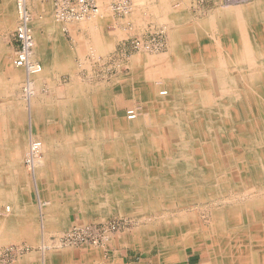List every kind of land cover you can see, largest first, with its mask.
I'll use <instances>...</instances> for the list:
<instances>
[{"label": "bare ground", "instance_id": "6f19581e", "mask_svg": "<svg viewBox=\"0 0 264 264\" xmlns=\"http://www.w3.org/2000/svg\"><path fill=\"white\" fill-rule=\"evenodd\" d=\"M249 7L217 10L204 21L198 22L192 31L186 27V29L181 28L182 32H178L179 29L171 32V57L163 59V63H151L146 54L143 58L132 56L131 61L129 59L126 63L132 76L128 80L129 84L132 85L137 80L144 82L143 88L141 86L136 88L137 94L144 103L141 115L137 116L134 111L133 120L125 116L129 122L135 120L133 123H122V127H119L120 124L117 125L115 117H112L109 111L107 113L106 110L104 111L105 96L109 91L104 85L94 87L97 96L92 106L89 105L90 97L87 98L88 87L84 86L86 99L84 97L82 100L84 102L81 107L77 106L81 101L77 102L73 97H69L67 102L60 105L62 113L57 114L61 117L57 116L59 121L57 122L56 119L54 124L51 123L55 127L54 130L58 129V135L53 132V135L47 134L45 137L37 133L38 138L33 135L27 136V142L21 137L18 141L14 138L17 144L12 146L9 151L11 153L7 152L11 161L0 165V203L8 202L4 210L8 215L0 219V244L9 239V236L5 239L3 234L8 230L21 228L22 225L18 223L24 219L18 217L25 211L19 203V195L16 191L17 188H21L18 184L20 183L19 158L24 156L32 171L35 168H42L51 159L58 161L69 156L77 162L88 159H93L96 163L100 161L101 158L90 151V145L81 147L77 144L80 141L79 136L73 135L66 129L67 122H70L68 117L70 114L65 110L69 109L70 112L72 111L71 116L77 113L85 117L88 114L94 117L97 114L100 116L99 125H101H98L100 128L95 135V144L100 145L106 139L112 140L113 133H118L117 135L124 136L123 139L131 140L133 154L137 156L140 154L144 158L146 152L154 151L150 158L153 161L152 165L140 160L134 170L132 155H126L130 159L119 162L124 154L119 150L120 146L117 142L119 139H115L112 143L116 150L113 157L118 161L114 165L119 167L120 173L104 169V173L99 172L97 177H91L94 171L90 170L91 176L87 177L82 170H76V181L80 186L82 185L81 188L85 192L83 198L77 196L71 201L77 209L84 213L90 206L94 210L99 207L96 213L100 219L109 216L112 209H116L118 213L126 212L132 215H136L137 211L142 209L149 214L152 213L154 218L162 212H167L168 215L165 213L159 219L163 227L167 229L166 231H178L179 224L183 222L185 216L194 213L192 209L185 213L186 215H182L183 209L211 201L217 190L224 192L230 190L231 193H227V196L216 200L218 205L211 201L213 203L205 206V209L210 208L212 213L210 229L208 228L210 244L207 242L208 238H205L207 237L205 233L202 236L204 242L199 238L196 243L190 240L189 236H184L186 238L175 245L172 244V240H162L157 245L156 250L159 252L157 259L165 258L172 262L179 251L188 248L194 250L200 245L207 249L211 246L212 251L209 253L213 259L211 261H217L219 257L237 255L235 251L227 248L228 245L237 246L236 250L240 254V242L246 239L244 232L247 229L241 225V214L253 212L252 219H249L252 224L248 226L253 225L251 228L256 229V225L261 223L257 212L264 210V0L255 2ZM99 16L98 24L104 26V15L102 18L101 15ZM175 17L180 26L189 18L188 16L186 18L181 10ZM93 22L82 23V27L91 29ZM189 40H196L200 46L196 55H191L192 47ZM111 43V39L110 42L107 38L103 41L102 55L105 56L110 50ZM1 58L0 51V62ZM37 63L40 71L28 79L25 70L20 68L24 73L20 95L30 116L35 115L38 107L33 100L37 90L44 80L49 82L54 73L52 67L48 68ZM2 66L5 67L1 62L0 67L3 68ZM57 69L62 71L63 67L58 66ZM233 69L240 70V74L230 75L228 72ZM6 71L5 73L11 78L7 80L5 75H2L0 85L4 83L5 78L6 84L13 89L20 78L10 68H6ZM156 79L161 85L163 84V89L155 86ZM167 88L170 90L166 91ZM225 89L227 96L216 95L217 92ZM136 92L134 91V94ZM165 94L167 96L162 97ZM14 105L12 106L17 108L21 104ZM96 109L98 110L95 111ZM106 115L111 117L109 120L114 125L107 123L110 121H106ZM47 116V120L52 117L51 113ZM33 125L37 126L34 122ZM187 127L191 128V132L187 131ZM150 136L155 140L146 139ZM8 145L1 144L3 148ZM219 152L220 154L217 155ZM50 166L46 168L47 175L52 174L53 170L56 171ZM120 178L129 180L127 185L121 184ZM23 186L26 187L25 184ZM232 193L235 195H231ZM179 196L182 198L179 199ZM13 214L14 221L17 222L16 226L7 223L11 221L7 217ZM152 220L153 218L150 222ZM137 244L136 240L135 245ZM57 245L59 247V243ZM147 249L151 251L152 247Z\"/></svg>", "mask_w": 264, "mask_h": 264}, {"label": "rangeland", "instance_id": "374dc122", "mask_svg": "<svg viewBox=\"0 0 264 264\" xmlns=\"http://www.w3.org/2000/svg\"><path fill=\"white\" fill-rule=\"evenodd\" d=\"M131 1H132L131 12L137 9L135 14L136 17L140 19L141 13L139 15V12L143 10L144 0L143 2L140 0H131ZM137 1H140L141 4L138 3ZM259 1L260 0H196V2H193L194 4L192 3L189 6V9L186 10L189 20L186 23L182 24L181 26L179 25L178 32H182V30L186 29V27L190 28V31H192V28L198 22L204 21L205 18H207L210 14L217 12V10H224V9L227 10L237 7L247 8L253 3ZM98 2H99L100 14L98 13L97 17L86 19L83 22H76V24L82 26L83 25L82 23H86L88 21H95L97 18L100 17L99 15H101V18L104 15L103 21L105 25L107 23L106 21L107 18L111 19L113 13L111 10H109L110 8L108 5V0H98ZM12 4H13L12 7L11 5H8L9 7L6 5V8L10 9L9 12L5 11L2 13L0 11V13H2L0 14V23H2V27H3L1 29V32H5L8 27L12 26V30H14V28L16 27L17 13L14 6L15 0H13ZM152 12L153 15L160 17V13L158 12V10H156V7ZM129 15L130 13L126 16ZM124 17L125 16L119 18H124ZM138 23H139L138 25L143 26L142 22L139 21ZM59 25L61 27H64L63 25L66 24H59ZM153 25H154L153 27L148 26V28L145 30V33H140L141 35H138L136 37L121 42L119 45H117L115 50L114 49L112 50L113 46H111L110 50L105 54V56L103 55L104 58L102 62L99 63V65L101 64L100 68L102 70L101 71L98 68V74H102V76H100L101 77L100 80L97 81L95 80L96 79L95 69H91L89 62H86L83 65L84 70L86 72L82 76L83 77L82 80H85L86 82L84 83H87L86 84L88 87L87 91L89 92L87 93V98L90 97L89 105L92 106L95 104V99L97 96V94H95L94 91V87L96 86L95 82L101 81L102 83L101 82L100 83L105 86V89L109 90L108 91L109 94L107 93V96H105L106 101L104 103V111L106 110V113L107 111H109L111 113L110 115H112V117H115L114 119L116 120L117 125L120 124L119 127H122V123L124 124L133 123L135 121L134 120L132 122H129L126 120L125 112L127 110L130 109L134 110L138 116L141 115V112L144 109L143 100L141 99V96H139L136 92V90L140 88V86L141 88H143L144 82L137 80L132 85L131 83L129 84L128 80H130L132 76H131V71L129 67H127L126 63L129 62V59L131 61L132 56L135 57L139 56L143 58L144 54L150 57V58L148 57L147 59H149L153 64L156 63L159 64L161 62L163 63V59H167L171 57L170 56L171 32H174L175 30L177 31V29L166 26L167 21H165L164 19H160L158 20V22H153ZM163 27H166L167 30L165 31ZM107 29H105L106 32L110 31L108 27ZM161 31L163 32V35L160 34ZM107 37H111V36H107ZM133 41H138L140 42V44L143 43L144 46L138 50L132 49L131 42ZM189 41L191 42L190 45L192 47L191 55L194 54L196 55L197 49H199L200 46H198L196 40L195 41L189 40ZM9 46L10 43L8 44L3 43L2 45L0 44V51L2 52L1 62L5 66V67L2 66L3 68L0 67V80L2 75H5V78L7 80L11 78V76H8L6 74L7 73L6 68H10L11 71H13L19 76L20 81L17 84V86L13 89L6 84L5 78L3 79L4 83H1L0 85V165L3 164L5 165V163H7L6 161H11L10 160L11 157H9L8 153H11L9 151H11L12 146L17 144V141L20 137L22 139H25V142H27L28 141V139H26L27 136L29 137L31 135H33L35 138H38V135L40 136L45 135V137L47 136V134L53 135V132L56 133V135H58L59 133L58 129L56 128V130H54L55 127L52 124H54V121L56 119L57 122L59 121L57 116H59L58 114L62 113L60 109V105H62V103L65 101L67 102L69 97H71L70 94L72 92H75V89L79 88V85L75 87L67 86L68 83L67 77L59 78L58 76L57 77L54 76L49 82L44 80L42 82V86L39 87L35 97L33 98L34 102L37 103L38 106L36 108L37 110H35V115L30 116L29 112H27L25 102L23 101V99L21 98L22 96L20 95V89L24 80V73L22 70L16 69L11 65L12 60L9 59V57L10 54L13 53V49L12 50L8 49ZM153 71L154 68L152 72ZM244 71H246V69H244ZM240 72L241 71L238 69L236 70L233 69L230 70L228 73L230 75L236 76L239 75ZM240 81L239 84H241ZM111 84H113V86ZM155 86H159L161 89L164 88L163 84L161 85L157 79L155 80ZM82 89L83 91L82 90L81 91L84 94L85 93L84 86H82ZM169 90L170 89L168 88L166 89V91ZM134 91L136 92V94H134ZM218 94H220L221 97H224L227 96L228 93L226 92L225 89L224 91L221 90L216 93V95ZM166 96L167 95L165 94L162 97H166ZM83 102L84 101L78 102L77 106L81 107V104H83ZM14 104H19V105L21 104V105L15 108L12 106ZM65 111H68L70 114L68 116L70 117V122L68 121L65 127H67L66 129H68L71 133H73V135L79 136L80 141L77 144H79L81 147L90 145L89 149L90 151H92V154H94L95 156L96 155L99 156V158H101L99 159L100 160L99 162H103L104 164L99 162L96 163V161L93 159H88L87 161L84 162L82 161L77 162L75 159H72L71 156H69L68 158H70V160H72L73 162L71 163V165H51L50 167L52 168V170L55 169L56 171L53 170L51 171L52 174L47 175L46 168L49 166L47 163L46 165L44 164L42 168H35L32 171L27 159L24 156L19 158L18 167H19L20 180L19 179L18 180L20 181V183L18 184L22 189L17 188L16 191L17 194L19 195V203L21 206H23V208H25L23 209V211L24 210L25 211L22 212L18 217L24 219L23 221L18 223L22 225L21 228H17L16 230H11V231L8 230L6 231V233L3 234L4 235L3 237H5V239H7V236H9L8 237L9 239H7L5 243L0 244V264H18L19 261L22 260L25 256L33 254L34 252H37L39 250L48 251V250H55L61 248H65V249L69 248L62 244V238L71 227L83 226L84 224H91V223L108 222L112 220H118V221L120 220L122 223H124V225L121 226L119 228V231L112 236L111 240L109 241L106 247L104 248L99 247V248L106 250L107 248H109L111 241H113L112 239L117 238L116 243L119 247L121 246L120 251L122 252V255L125 254L128 255V258H131L130 260H134L136 264H179V258L183 256L184 251H179V253H177L176 259L172 262L167 261L165 258H164L165 260L157 259L159 254V252H157L156 250L157 245H159L162 240H172L171 241L172 244L175 245L178 242L181 243L184 236L186 237L189 236L190 240L196 243L199 241V238L201 239L202 242H204L203 241L204 238L202 236L205 233L207 236L205 238H208V240L207 239L206 240L208 244H210L209 241L211 237L208 228L210 229V224L212 221V217H211L212 213L210 211L211 209L210 208L205 209V206H208L213 202L218 205L219 203L216 200L219 199V197L222 198L224 196H227V193L228 194L231 193L230 190L229 192L217 190L216 192L217 194H215V196L213 195L214 197H212L211 199V201L213 202L209 201L206 203H202L200 206L194 204L192 206L183 209L181 212L182 215H186L185 213H187L188 211H192V209L194 213L185 216L186 218L183 220L181 224H179L178 231L175 230L166 231L167 229L163 227L162 221L159 219H161L165 215V213L168 215L169 213L167 212H162V214H158L159 216L154 218L152 213L149 214L148 212L143 211L142 209H141L142 211L141 210L137 211L138 213H136V215L128 214L126 212L118 213L116 209H112L109 216H107L105 219H100L97 217V213H96L99 211V207H96L94 210L90 206L88 210L85 209L84 213L81 212V210L77 209L71 201L73 200V198L75 199L77 196H81V198H83L84 195L83 193L85 192L81 188L82 185L80 186L76 181V176H77V174L75 173L76 170L78 171L82 170V173L85 172L84 175L87 177L91 176L90 170L94 171L91 177H97L99 172L102 174L104 169L105 171L115 170L114 173L116 172L120 173L119 167H116L114 165V163L118 161V160L115 161V157H113V155L116 153L115 146L112 145L115 139H119L117 141L120 146L119 150L121 151L122 154H124L123 158L121 159V161L119 160V162L120 163L125 162L126 160L130 159L127 158V156L132 155L134 170L137 168L138 161L140 160H143L144 162H147L150 165H152L153 161L150 158H151V153H154V151L151 150V152H149L150 151L149 150L146 153L143 151L145 153V155H143L144 158H142L140 154H138L139 156L138 157L136 154L132 153L131 149L133 145L131 140L123 139L124 136L120 134L117 135L118 133H113L115 136L112 134L113 135L112 140L106 139L105 141L107 143L103 141V143H101L100 145L95 144V137H96L95 135L97 133V130L100 128L98 127L101 121L100 116L98 114L97 116L95 115V117L89 114L86 117L83 115L71 116L72 111L70 112L69 109ZM92 111L94 110L92 109ZM48 113H51L52 117H50L47 120ZM54 115L56 117H54ZM106 117H107L106 121L111 119V117L109 118L108 115H106ZM109 121L110 122H107L108 124L114 125L111 122V120ZM33 122L36 123L37 126L33 125ZM186 129L188 132L189 130L191 132V128L187 127ZM144 132H146V130ZM37 133L39 134L37 135ZM146 139L151 141L155 140L153 136L147 137ZM1 144L2 145L9 144V145L4 146L3 148ZM219 154L220 152L217 155ZM89 161H91L92 163L91 164L88 163ZM119 181L123 185L125 184L127 185V182H129V180L122 178H120ZM22 182L25 184L26 187L23 186L24 184H22ZM147 194H149L148 191ZM231 195L234 196L235 194L232 193ZM4 198L6 197L4 196ZM154 198H159V197L154 196ZM180 198L182 197L179 196V199ZM189 202H191V200ZM6 203L4 204L0 203V219L5 218V216L8 215L4 211L7 205ZM221 205L222 204H220V206ZM253 214L254 213L252 212L246 215L241 214L244 216V218H242L244 220V225L247 222V217ZM7 218L11 220V221H7V223H11L14 225L17 223L16 221H14L15 220L14 214ZM74 218L76 219L74 220ZM151 218H153V220L150 222ZM149 226L151 227L149 228ZM136 240L138 242L137 246L135 245ZM58 243H59V247L57 245ZM150 246L152 247V250L148 251L147 248H150ZM225 247H227L226 244ZM236 247L237 246L232 247L228 245L227 248H230L231 251H235L236 254L238 253ZM188 250L190 249L188 248ZM194 250L200 252L202 264L213 263V261H211L212 258L209 254L212 251L211 246H209V249H207L205 248V246L200 245L197 246Z\"/></svg>", "mask_w": 264, "mask_h": 264}, {"label": "crops", "instance_id": "0c3cea01", "mask_svg": "<svg viewBox=\"0 0 264 264\" xmlns=\"http://www.w3.org/2000/svg\"><path fill=\"white\" fill-rule=\"evenodd\" d=\"M12 2L13 0H0V11L2 13L5 11L9 12L10 9H7L6 5H11L12 7ZM193 2H196V0H144L143 10L140 9L141 11L139 12V15L141 13L140 19L136 17V10L133 9L134 11L132 10L133 12H130V15L124 18H119L115 15L111 19L107 18V23L104 26L99 25L96 19L92 24L93 28L89 29L87 27L83 28L76 23H69L61 27L52 20L51 0H29L26 8L32 18L35 42L33 59L48 68L52 67L54 69L53 77H67V86L75 87L79 85V88L75 89V92H72L70 96L77 99V101H82L84 100L83 96H85L82 92V86H87V83H84L86 81L82 80V76L86 72L83 65L89 62L91 69H95V80L101 79L100 76L102 74H98V68L101 70V64L99 65V63L104 58L101 54V47L106 38L109 42L113 38L111 46H113L112 50H115L121 42L141 35L140 33H145L148 26L153 27V22H158L160 19L167 21L166 26L179 29V22H177L175 15L179 14L181 10L187 18L186 10L189 9ZM155 7L160 13V17L153 15L152 11ZM139 21L142 22L143 26L138 25ZM107 27L110 31L106 32L105 29ZM2 28V23H0V44L10 43L8 49H13V53L10 54L9 59L12 60L17 49L13 38L15 28L12 30L11 26L5 32H1ZM163 29L167 30L166 27H163ZM58 66L63 67L62 71L57 69ZM95 83V85H102L101 83ZM75 116H82V114L77 113ZM71 163H73L72 160L67 157L58 161L51 159L47 162L48 165H71ZM257 215H259L261 223L256 225V229L251 228L253 225L248 226L250 223L252 224L249 219H252L253 215L247 217L245 225L242 219L244 216L242 215L241 217V225L247 229L244 232L246 239L240 242V254L237 253L238 255L233 257H219L212 264H264V235H262L264 234V210H259ZM256 236L258 237L256 238ZM112 240L106 250L92 246L69 247L48 251L39 250L25 256L18 264H136L134 260L128 258V255H122L121 246L119 247L116 243L117 238ZM241 248L243 249L241 250ZM52 254L53 256H51ZM183 255L179 258V264H202L201 254L197 250L186 249Z\"/></svg>", "mask_w": 264, "mask_h": 264}, {"label": "built area", "instance_id": "2783aa9c", "mask_svg": "<svg viewBox=\"0 0 264 264\" xmlns=\"http://www.w3.org/2000/svg\"><path fill=\"white\" fill-rule=\"evenodd\" d=\"M29 0H15L17 12V24L14 30V41L17 49L12 60V65L18 69L23 68L26 78L40 71L39 64L34 61V38L32 30V18L27 10ZM52 18L58 24H69L93 18L99 13L98 0H51ZM109 8L117 17L126 16L131 12V0H108ZM160 34L163 35L161 31ZM158 35V34H157ZM160 35V36H162ZM144 44L138 41L131 42L132 49H140ZM26 88V87H25ZM24 88V89H25ZM129 120L135 118L134 110H127ZM120 220L84 224L71 227L62 238V244L66 247L78 248L93 246L104 248L112 236L123 226Z\"/></svg>", "mask_w": 264, "mask_h": 264}]
</instances>
